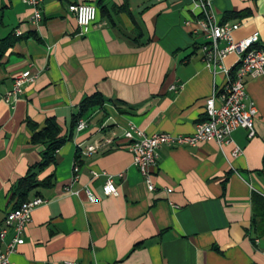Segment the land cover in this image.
I'll return each mask as SVG.
<instances>
[{"label": "crops", "instance_id": "1", "mask_svg": "<svg viewBox=\"0 0 264 264\" xmlns=\"http://www.w3.org/2000/svg\"><path fill=\"white\" fill-rule=\"evenodd\" d=\"M75 4L97 10L85 34L68 10ZM39 13L34 21L31 6L0 0V231L15 207L13 188L43 151L31 144L28 124L37 132L53 118L68 137L37 175L53 185L29 193L45 204L32 212L9 264H264V235L253 224L264 201V74L245 80V102L257 114L253 138L243 129L231 134L241 155L211 142L161 146L149 192L123 133L191 135L205 120L206 100L226 83L204 64L202 12L193 0H42ZM207 14L237 25L233 42L257 35L254 47L264 49V0H210ZM236 59L228 55L223 67L233 73ZM26 70L37 79L6 102ZM93 94L104 103L80 119L86 126L78 132L71 120ZM90 145L101 150L82 155ZM107 176L117 196L103 195Z\"/></svg>", "mask_w": 264, "mask_h": 264}, {"label": "built area", "instance_id": "2", "mask_svg": "<svg viewBox=\"0 0 264 264\" xmlns=\"http://www.w3.org/2000/svg\"><path fill=\"white\" fill-rule=\"evenodd\" d=\"M33 8L34 21L40 19L39 6L42 0H21ZM193 7L203 14V19L198 22L200 31L207 41L201 47L204 64L211 70L212 74L222 73L226 76V83L219 92H213L205 102V120L196 124L191 135H171L167 133L153 134L146 137L142 132L128 128L123 133V139L127 142V150L132 156V163L137 167L142 176L146 188L153 192L155 187L152 183L151 171L156 166L157 151L161 146L192 147L195 148L202 143H215L218 147L232 145L231 158L239 157L242 151L233 144L231 134L236 129L247 131L249 139L254 137V118L257 114L254 104H246L247 77L256 78L264 74V49L254 47L257 35L240 42H233L231 33L237 29V25L226 24L223 28H216V22L207 14L210 0H193ZM74 16L76 24L82 34L95 22L97 10L93 5L75 4L68 7ZM19 35V33H16ZM219 43H224L223 48ZM230 54L236 55L237 59L234 72L223 67L222 61ZM239 54H246V63H239ZM37 79L36 75L30 74L29 70L13 78L11 90L6 94V102L15 101L22 93L25 83H32ZM219 103L216 105V103ZM85 122L79 120L76 130L81 132L85 128ZM101 148L98 145H90L82 152L84 156L98 153ZM72 181L78 178L79 168L77 165L72 169ZM97 174H92L96 178ZM121 177V175H119ZM169 193L170 190H167ZM104 196H117V190L113 178L107 176L102 186ZM77 195V192H70ZM86 200L90 204L96 203V197L87 188L84 189ZM45 201L39 197H32L22 203L20 208L10 210L5 215L4 229L0 231V243L3 250L0 251V264H9V258L23 244L21 234L25 227L31 222L32 212ZM12 232V237L6 240L7 232ZM64 264H72L66 262Z\"/></svg>", "mask_w": 264, "mask_h": 264}, {"label": "trees", "instance_id": "3", "mask_svg": "<svg viewBox=\"0 0 264 264\" xmlns=\"http://www.w3.org/2000/svg\"><path fill=\"white\" fill-rule=\"evenodd\" d=\"M14 40L6 42L5 45L11 46ZM103 98L99 94L84 98L78 107V113L71 120V128H75L78 121L82 119L90 111L101 108ZM29 129L33 133L31 136V144L41 146L40 161L30 167L26 175L21 178L13 188L12 197L16 199L15 208L28 200V195L38 188H49L53 185L52 177H47L44 180H37V175L44 171L50 164L54 163L55 153L64 144L68 136L60 135V128L53 118L47 119L43 129L36 132V126L28 124ZM257 202V200H256ZM258 208L254 213L253 224L258 235H264V201L259 199L257 202ZM14 208V209H15Z\"/></svg>", "mask_w": 264, "mask_h": 264}, {"label": "bare ground", "instance_id": "4", "mask_svg": "<svg viewBox=\"0 0 264 264\" xmlns=\"http://www.w3.org/2000/svg\"><path fill=\"white\" fill-rule=\"evenodd\" d=\"M226 24L227 23L219 25V24L216 23V28H223L224 25H226ZM239 63H246V54H239ZM20 206H21V204H20ZM20 206H18L17 208H20Z\"/></svg>", "mask_w": 264, "mask_h": 264}]
</instances>
